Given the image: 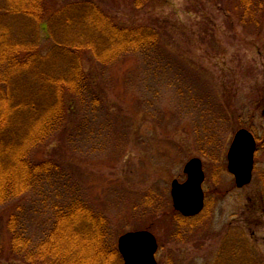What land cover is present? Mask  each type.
Returning a JSON list of instances; mask_svg holds the SVG:
<instances>
[{"label":"rangeland","instance_id":"1","mask_svg":"<svg viewBox=\"0 0 264 264\" xmlns=\"http://www.w3.org/2000/svg\"><path fill=\"white\" fill-rule=\"evenodd\" d=\"M90 1L120 23L156 28L159 47L108 65L88 56L90 83L72 103L65 129L32 152L35 161L51 159L56 167L0 205V264H47L13 252L11 216L34 252L74 201L106 219L109 246L117 250L124 234L152 231L158 264H264V12L231 13L234 0L141 7L135 0ZM47 19L43 31L18 28L46 56L58 51L54 36L73 34L68 22ZM242 128L260 146L253 181L239 189L226 166ZM193 158L204 164L206 207L182 220L172 182L187 180L184 168Z\"/></svg>","mask_w":264,"mask_h":264},{"label":"trees","instance_id":"2","mask_svg":"<svg viewBox=\"0 0 264 264\" xmlns=\"http://www.w3.org/2000/svg\"><path fill=\"white\" fill-rule=\"evenodd\" d=\"M5 1L0 5V205L29 192L56 167L51 159L35 161L32 152L65 129L72 103L90 83L85 67L88 56L108 65L129 52H150L160 42L156 28L120 23L90 0ZM135 1L141 7L161 0ZM233 3L237 6L231 13L264 12V0ZM49 15L52 22H68L73 34L66 40L54 36L58 51L46 56L32 36L18 28L42 30ZM59 27L63 34L68 31ZM15 221L11 216L8 224L14 232L11 248L27 262L30 257L47 264L122 260L117 248L109 246L106 219L84 203L74 201L61 209L49 238L34 252L28 251L31 240L13 228Z\"/></svg>","mask_w":264,"mask_h":264},{"label":"water","instance_id":"3","mask_svg":"<svg viewBox=\"0 0 264 264\" xmlns=\"http://www.w3.org/2000/svg\"><path fill=\"white\" fill-rule=\"evenodd\" d=\"M256 150V139L249 130L241 129L235 134L228 152V169L234 175L238 188L249 185L253 179ZM184 172L187 174V181L180 183L175 180L171 194L175 210L186 217H193L199 215L205 205V172L202 160L191 159ZM158 248L156 237L149 231L130 232L119 239V251L124 264H158Z\"/></svg>","mask_w":264,"mask_h":264}]
</instances>
